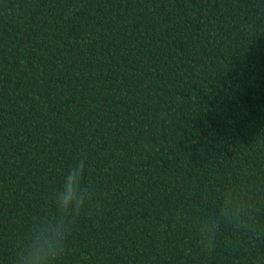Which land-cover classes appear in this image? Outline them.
<instances>
[{
  "label": "trees",
  "instance_id": "16d2710c",
  "mask_svg": "<svg viewBox=\"0 0 264 264\" xmlns=\"http://www.w3.org/2000/svg\"><path fill=\"white\" fill-rule=\"evenodd\" d=\"M81 159L53 264H264V0H0V264Z\"/></svg>",
  "mask_w": 264,
  "mask_h": 264
},
{
  "label": "clouds",
  "instance_id": "9594fccd",
  "mask_svg": "<svg viewBox=\"0 0 264 264\" xmlns=\"http://www.w3.org/2000/svg\"><path fill=\"white\" fill-rule=\"evenodd\" d=\"M84 175L85 162L82 159L64 173L52 196L54 211L51 219L46 223L42 222L41 226L34 230L30 245L20 254L21 264H53L57 254L62 251L61 242L67 230L64 220L68 219L71 223L87 199L88 194L83 187Z\"/></svg>",
  "mask_w": 264,
  "mask_h": 264
}]
</instances>
